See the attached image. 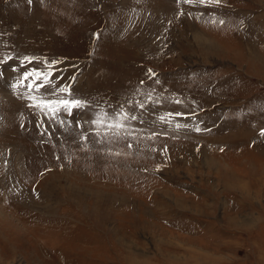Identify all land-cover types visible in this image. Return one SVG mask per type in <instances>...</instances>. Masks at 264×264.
I'll use <instances>...</instances> for the list:
<instances>
[{
	"label": "rangeland",
	"instance_id": "1",
	"mask_svg": "<svg viewBox=\"0 0 264 264\" xmlns=\"http://www.w3.org/2000/svg\"><path fill=\"white\" fill-rule=\"evenodd\" d=\"M0 264H264V0H0Z\"/></svg>",
	"mask_w": 264,
	"mask_h": 264
},
{
	"label": "snow or ice",
	"instance_id": "2",
	"mask_svg": "<svg viewBox=\"0 0 264 264\" xmlns=\"http://www.w3.org/2000/svg\"><path fill=\"white\" fill-rule=\"evenodd\" d=\"M32 75H35L37 80L41 79V75L38 74V73H35V74L34 73H28V74H26L25 79H27L29 76H32ZM56 103L62 105L65 108V110H68L69 105L74 106V107H78L79 106V102L78 101H72V102H69V101H58ZM44 106L48 107L49 110H52L51 103H46Z\"/></svg>",
	"mask_w": 264,
	"mask_h": 264
},
{
	"label": "bare ground",
	"instance_id": "3",
	"mask_svg": "<svg viewBox=\"0 0 264 264\" xmlns=\"http://www.w3.org/2000/svg\"><path fill=\"white\" fill-rule=\"evenodd\" d=\"M196 41H198L201 44H205V42H202L201 39L200 40H196Z\"/></svg>",
	"mask_w": 264,
	"mask_h": 264
}]
</instances>
